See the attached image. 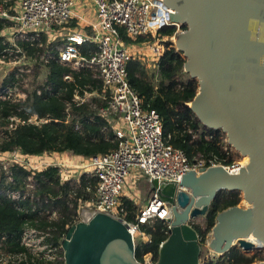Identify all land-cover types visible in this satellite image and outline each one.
<instances>
[{"label": "trees", "instance_id": "obj_1", "mask_svg": "<svg viewBox=\"0 0 264 264\" xmlns=\"http://www.w3.org/2000/svg\"><path fill=\"white\" fill-rule=\"evenodd\" d=\"M13 1L5 4L9 13H12ZM8 25V20L0 19V29ZM181 27L186 29L187 25L182 24ZM174 29V26L164 27L160 33L171 34ZM119 32L125 42L144 39L138 36L131 40L122 29ZM16 43L28 56L38 58L44 51L32 41L18 39ZM60 43L55 41L47 46L54 58L46 64L37 61L34 65L35 74L42 66L47 70L43 82L37 84L42 88L40 94L34 87L30 91L26 89L24 101L0 98V152L19 149L28 155L68 152L89 157L117 146L110 123L97 114V109L105 105L106 100L98 95L79 103L73 100L75 92L79 95L92 91L100 93L101 80L89 68L74 70L59 63L55 47ZM7 47L9 42L0 37V54ZM93 47L86 42L80 46V51L87 55ZM182 53L173 46L165 49L157 69L160 76L157 84L151 81L145 66L137 60H130L126 65L130 86L142 97L144 106L155 109L160 115L162 134L167 142L182 149L190 161L199 157H216L221 164L230 165L233 162L231 152L223 148L220 130L204 126L188 105L196 95L198 81L195 78L179 79L178 74L186 60ZM65 75L71 79L65 80ZM14 80V71H10L1 84H11ZM45 87L50 88V93ZM33 115L48 121L40 124L29 122ZM96 181L95 176L81 173L78 181L62 182L56 165L34 170L19 163L8 162L4 166L0 162V239L3 237L4 248L9 252H26L21 245V235L25 228L32 227L46 234L44 242L54 249L55 258L47 261L27 253V261L21 264H64L62 237L75 223L79 203L94 199ZM11 191L18 193L19 197H11L8 194ZM239 201L238 191L220 189L216 192L204 215V226L192 223L200 246L205 243L217 214ZM123 207L124 219L136 223V203L124 197ZM138 228L149 236V240L135 243L134 256L143 263V257L150 254L154 264L159 246L168 236V223L156 217L148 223H139ZM263 259L260 252L246 254L234 245L216 259H203L201 264H252Z\"/></svg>", "mask_w": 264, "mask_h": 264}, {"label": "built area", "instance_id": "obj_2", "mask_svg": "<svg viewBox=\"0 0 264 264\" xmlns=\"http://www.w3.org/2000/svg\"><path fill=\"white\" fill-rule=\"evenodd\" d=\"M8 1H0V19L10 22V25L0 29V37L9 42V47L0 54V64L2 62L13 64L4 77L10 71H14L15 80L11 84H0L1 99L25 100L27 91L26 86L20 83L21 78L32 69L36 61L46 64L49 59L54 58L47 46L55 41L61 42L55 47L59 63L74 70L89 68L102 83L100 93L92 91L79 95L75 92L73 100L79 103L93 95L106 100L105 105L97 109V114L110 123L117 146L106 153L89 157L70 153L75 160L82 162L73 164L83 168L80 174L86 173L97 179L94 199L79 203L76 219L83 220V211L90 209L91 214L103 212L126 221L123 198L135 202L132 193L123 192L132 168L134 173L135 171L143 173L150 188L149 199L146 204L140 206L136 214L137 222L126 221L132 235L140 234L139 223H148L156 217L165 218L160 215L163 209L170 213V206L159 197L158 188L153 189V180L159 183H179L182 176L189 171L223 165L216 157H199L190 161L182 149L167 142L162 134L160 115L155 109L144 106L142 97L130 86L127 63L130 60H137L146 69L153 68L157 71L165 49L172 47L173 43L175 44L176 33L184 30L181 27L183 23L170 19L169 11L175 10L163 0H14L11 5L12 13L5 8ZM168 26H174V31L171 34H161L160 30ZM119 29H122L131 40L138 36L144 39L138 42H125ZM18 39L35 42L36 46L44 48L43 53L38 58L26 55L17 45ZM86 42L93 44L94 47L84 55L80 51V46ZM64 79L70 80L71 77L65 75ZM34 89L37 94L42 91V88L37 86ZM44 89L50 93L49 87ZM28 121L40 124L48 119L33 115ZM221 141L223 148L228 151L229 148L222 136ZM15 151L28 158V154L20 152L19 149L9 152ZM55 161L42 162L39 166L44 165L45 168L56 165L59 167L62 182L73 180L61 171L66 163ZM2 163L5 166L8 162ZM230 165L223 166L229 168ZM75 180L78 181V177ZM8 194L13 198L19 197L16 192L11 191ZM45 236L43 231L32 227L25 228L21 235V245L26 252L7 251L3 246L2 237L0 264L26 262L27 253L31 256H41L47 261L54 260V249L44 242ZM47 251L52 255L48 256Z\"/></svg>", "mask_w": 264, "mask_h": 264}, {"label": "water", "instance_id": "obj_3", "mask_svg": "<svg viewBox=\"0 0 264 264\" xmlns=\"http://www.w3.org/2000/svg\"><path fill=\"white\" fill-rule=\"evenodd\" d=\"M163 2L175 10L170 19L187 25L174 39L186 59L184 70L198 81L189 107L243 155L240 168H200L179 183L153 180V189L170 206L163 218L168 236L154 264H201L198 235L188 221L205 215L220 189L240 192L249 206L237 204L217 214L209 247L222 254L237 239L241 249L250 250L249 234L264 244V0ZM61 247L64 264H142L134 256L128 223L103 212L69 226Z\"/></svg>", "mask_w": 264, "mask_h": 264}, {"label": "rangeland", "instance_id": "obj_4", "mask_svg": "<svg viewBox=\"0 0 264 264\" xmlns=\"http://www.w3.org/2000/svg\"><path fill=\"white\" fill-rule=\"evenodd\" d=\"M173 46L175 47L176 50H179L177 48V46L173 43ZM183 55V53H182ZM37 62V61H36ZM20 65L22 64V61L19 63ZM13 67L12 63H7V62H2L0 64V84H1V80L4 77V75L6 74V72H8V70H10ZM147 72H148V76L150 77L151 81L154 84H157L160 80V76L158 74V71H155V69L153 68H147ZM47 73V70L42 66L40 67V69L38 70V73L35 74L34 72V66H32V69L23 75V77L21 78L20 83H23L26 86V89L28 91L32 90L34 87L37 86V84L43 82L45 75ZM179 79L181 80H187L188 78H192L189 74V72L185 71L184 68L183 70L178 74ZM197 80V79H196ZM21 85V84H20ZM190 104V103H189ZM221 136L225 142V144L228 146L229 151L231 152V159H232V163H242V159H243V155L236 151V149L230 144L227 143V141L225 140L222 131L220 130ZM55 160H58L59 162L63 161L66 164H64L65 166H62V173L64 175H66L68 178L71 179H76L78 177V175L80 174V172L83 171V168L80 166H75L73 165L74 163L78 162L77 160H75L72 155L68 152H63V153H50L47 154L45 153V155L42 154V156H34L29 157V158H25L24 155H20V153L18 152H0V162H10V161H14V162H18L21 164H24L27 168L29 169H34V170H40L42 168H44V165L39 166L40 163L42 162H56ZM73 160V161H72ZM79 164H82V162H78ZM130 173L131 175L129 176V178H127L126 180V188H123V192L125 194H131L132 193V198L135 200V203L138 207V209L140 208V206H143L144 204H146L147 200L149 199L150 196V191H149V185L147 183V180L145 178V176L143 175L142 172H136L134 173V169L130 168ZM240 206L242 207H248L249 203H244V200L240 198V201L238 203ZM80 213L82 212L81 210H79ZM194 220L193 223L198 224L200 226H204V215H198L194 218H192ZM190 219L188 221V224L192 225L191 220ZM197 220V222L195 221ZM81 221L80 218L76 219V222ZM141 236L139 233H135L133 235V241H134V245L135 243L142 241V239H140ZM64 236L62 237L63 240ZM213 236L211 231L207 234L206 237V241L205 243H203L200 246V254H199V263H201V261L203 259H216L217 256L219 255L218 253L214 252L210 247H209V243L211 242ZM61 240V242H62ZM259 242V241H258ZM236 246H238V243L235 244ZM239 247V246H238ZM243 252H245L246 254H253L255 252H260V254L263 255L264 258V245L262 243H260V245H256L254 247H252L250 250H246L244 251L243 249H241ZM54 256H55V252ZM46 254H48V256L52 255L51 252H46ZM36 257V256H34ZM143 263L142 264H153L151 263V255L147 254L143 257ZM264 260V259H263ZM263 260H258L253 262L252 264H258L259 262L263 261Z\"/></svg>", "mask_w": 264, "mask_h": 264}, {"label": "bare ground", "instance_id": "obj_5", "mask_svg": "<svg viewBox=\"0 0 264 264\" xmlns=\"http://www.w3.org/2000/svg\"><path fill=\"white\" fill-rule=\"evenodd\" d=\"M190 104H191V102H190ZM34 156H36V155H28L27 157L29 158V157H34ZM242 166V163H238V165H237V163H234V164H232V165H230L229 166V169L230 170H232L234 167H241ZM244 200V199H243ZM244 203H247L245 200H244ZM90 211H88V210H84L83 211V213H82V218H83V220H85V221H87L88 219H89V217H90ZM169 211H167V210H161L160 211V215L161 216H163V217H168L169 216ZM129 232L131 233V235H132V230H131V228L129 229ZM132 238H133V235H132ZM245 240H248V241H250L251 243H252V245H253V247L254 246H256V245H260V241L258 242V240L257 239H252V238H250V234L245 238ZM235 244V243H237V239H234L233 241H232V244ZM264 245V244H263ZM188 255H189V257H190V259L191 260H193L194 259V252H193V249L192 248H188Z\"/></svg>", "mask_w": 264, "mask_h": 264}, {"label": "crops", "instance_id": "obj_6", "mask_svg": "<svg viewBox=\"0 0 264 264\" xmlns=\"http://www.w3.org/2000/svg\"><path fill=\"white\" fill-rule=\"evenodd\" d=\"M72 23H74V21H73ZM195 221L197 222V220H195ZM193 222H194V220L192 219V220H191V223H193ZM140 235H141V236H139V237H140V239H142L143 242H146V241L149 240V236L146 235L145 233L140 232Z\"/></svg>", "mask_w": 264, "mask_h": 264}]
</instances>
